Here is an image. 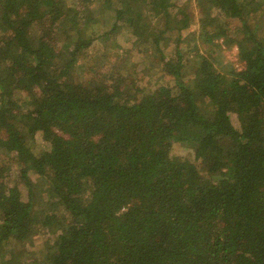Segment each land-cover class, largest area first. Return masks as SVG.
Segmentation results:
<instances>
[{
  "label": "trees",
  "instance_id": "16d2710c",
  "mask_svg": "<svg viewBox=\"0 0 264 264\" xmlns=\"http://www.w3.org/2000/svg\"><path fill=\"white\" fill-rule=\"evenodd\" d=\"M254 1L201 16L206 38L231 33L241 66L224 72L168 54L174 0H0V264H264ZM112 11L109 31L84 35ZM110 50L123 59L103 67ZM145 66L169 83L142 85Z\"/></svg>",
  "mask_w": 264,
  "mask_h": 264
},
{
  "label": "rangeland",
  "instance_id": "374dc122",
  "mask_svg": "<svg viewBox=\"0 0 264 264\" xmlns=\"http://www.w3.org/2000/svg\"><path fill=\"white\" fill-rule=\"evenodd\" d=\"M256 1H261L262 6L256 12H253L255 14L253 15L252 19L257 21L259 24L257 35L260 40L264 41V0H255L254 2ZM174 2L178 6L172 8V11H174L173 22L178 24L179 40L176 38L177 32H174L175 34L173 37H167V39L162 41V45L166 46L168 49V54L175 53L176 45H178V49L182 51L184 59H198V57L203 56L212 60L217 65V67L224 72L229 70L230 67L238 68L241 66V62L238 59L236 46L230 40V32L226 34V36H222L220 38L214 37L212 39H208L202 31L200 26L201 16H203L206 12H209L213 0H174ZM254 2L251 4V6L254 5ZM215 12L217 13V11ZM213 13L214 11L212 14ZM111 14L104 13L103 16L99 18V23L84 26V35H93L96 37L100 31H109L114 23V11H112ZM231 27L234 28L236 26ZM121 36H118L120 38L116 36V40H118L120 44L125 45V38H121ZM109 38H107V45H110L111 42L109 41ZM103 45V41L96 39L91 52L93 54L94 52H98L99 49L101 50V48L104 47ZM113 51L114 50H110V57L103 61V67L107 65L109 60L112 62L122 61L123 56H121V50H118L116 53ZM81 73L82 70L80 69V71L75 72L74 75L77 77ZM139 75L141 76L142 85H145V87H149L156 81L161 83H169L170 81L169 78L165 79V77H162L155 69L146 66L143 68L142 72H139ZM171 153L176 156L178 155L190 158L193 157L191 146L186 143L173 144L171 147ZM33 178L38 181V178ZM31 236L34 242V248L36 250L41 249L44 245V242L49 237L44 229H39L37 227L33 229Z\"/></svg>",
  "mask_w": 264,
  "mask_h": 264
}]
</instances>
